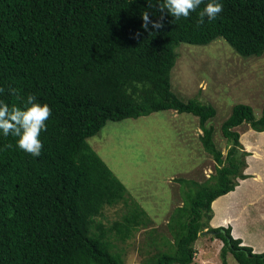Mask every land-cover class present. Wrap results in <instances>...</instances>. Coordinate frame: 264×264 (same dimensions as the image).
<instances>
[{
  "label": "trees",
  "instance_id": "obj_1",
  "mask_svg": "<svg viewBox=\"0 0 264 264\" xmlns=\"http://www.w3.org/2000/svg\"><path fill=\"white\" fill-rule=\"evenodd\" d=\"M208 2L175 19L160 10L163 0H0V100L23 107L33 94L52 112L38 157L0 132V264H124L113 239L125 242L151 219L87 140L107 122L162 111L198 119L214 173L201 182L184 180L189 191L169 214L170 238L159 239L162 249L148 244L155 252H145L147 264H191L203 231L222 242V264L227 254L238 264H264V252L241 245L230 227L209 225L212 202L246 178L248 153L236 128L264 132V101L259 116L249 105L233 106L220 126L228 145L223 155L206 126L214 107L184 101L171 89L179 44L220 38L240 56H262L264 0H217L223 11L198 26ZM9 89L19 90L20 100ZM118 204L125 214L105 227L97 218Z\"/></svg>",
  "mask_w": 264,
  "mask_h": 264
},
{
  "label": "rangeland",
  "instance_id": "obj_2",
  "mask_svg": "<svg viewBox=\"0 0 264 264\" xmlns=\"http://www.w3.org/2000/svg\"><path fill=\"white\" fill-rule=\"evenodd\" d=\"M174 52L171 89L184 101L198 99L214 107L216 115L206 126L214 129L216 146L225 155L228 145L221 137L220 126L233 106L246 104L256 116L261 113L264 54L240 56L220 38L203 46L179 44ZM245 127L244 124L236 128L240 137L250 129ZM201 133L196 117L162 111L137 119L107 122L96 135L88 138L89 146L123 184L129 198L151 219L125 242L113 239L123 255L124 264H147L149 255L145 252L148 249L155 252V247L148 245L152 242L160 245L158 249L163 248L159 239L170 238L166 227L169 214L173 206L184 202L189 191L184 180L201 182L214 173V162L199 142ZM240 143L244 144L241 138ZM248 157L249 153L245 157V169ZM243 175L246 178L236 179L233 192L240 181L250 178L245 172ZM177 178H182L183 182L176 181ZM125 212L123 204L106 207L104 219L97 220L108 227ZM222 245L212 234H200L194 244L196 253L191 264H222L219 256ZM226 264L238 263L227 254Z\"/></svg>",
  "mask_w": 264,
  "mask_h": 264
},
{
  "label": "crops",
  "instance_id": "obj_3",
  "mask_svg": "<svg viewBox=\"0 0 264 264\" xmlns=\"http://www.w3.org/2000/svg\"><path fill=\"white\" fill-rule=\"evenodd\" d=\"M245 151L249 153L248 167L244 170L250 178L240 181L229 192L211 204L212 228L230 227L231 236L241 245L249 246L254 253L264 252V132L251 129L241 134ZM240 140V139H239Z\"/></svg>",
  "mask_w": 264,
  "mask_h": 264
},
{
  "label": "clouds",
  "instance_id": "obj_4",
  "mask_svg": "<svg viewBox=\"0 0 264 264\" xmlns=\"http://www.w3.org/2000/svg\"><path fill=\"white\" fill-rule=\"evenodd\" d=\"M204 0H163V7L160 10L167 12L175 19L188 18L190 13L196 11ZM151 7V3L149 4ZM223 11V5L217 0H210L202 11L199 13L200 19L197 25L204 23L205 18L208 20H215L217 16ZM142 19L147 28L148 13H142ZM159 27V25H154ZM4 89L0 88V92ZM9 94L15 96L20 100V93L17 89H9ZM52 112L47 104L40 103L37 97L29 94L24 100V106L20 107L16 104L11 106L6 102L0 100V132L7 137L12 135L17 138V146L24 152L38 157L41 154L43 144L40 139L42 132L47 130V121L51 117ZM11 147V145H7Z\"/></svg>",
  "mask_w": 264,
  "mask_h": 264
},
{
  "label": "water",
  "instance_id": "obj_5",
  "mask_svg": "<svg viewBox=\"0 0 264 264\" xmlns=\"http://www.w3.org/2000/svg\"><path fill=\"white\" fill-rule=\"evenodd\" d=\"M207 233H208V232H206V231H203V232H202L203 235H205V234H207Z\"/></svg>",
  "mask_w": 264,
  "mask_h": 264
}]
</instances>
